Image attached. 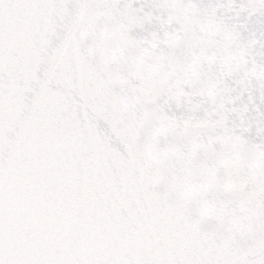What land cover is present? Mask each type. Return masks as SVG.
Listing matches in <instances>:
<instances>
[{"label": "snow or ice", "instance_id": "1", "mask_svg": "<svg viewBox=\"0 0 264 264\" xmlns=\"http://www.w3.org/2000/svg\"><path fill=\"white\" fill-rule=\"evenodd\" d=\"M0 264H264V0H0Z\"/></svg>", "mask_w": 264, "mask_h": 264}]
</instances>
